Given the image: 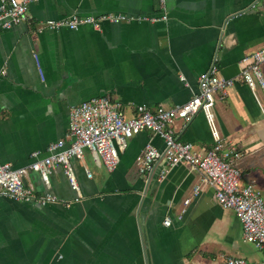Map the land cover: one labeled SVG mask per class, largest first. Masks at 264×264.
<instances>
[{
	"label": "crops",
	"instance_id": "obj_1",
	"mask_svg": "<svg viewBox=\"0 0 264 264\" xmlns=\"http://www.w3.org/2000/svg\"><path fill=\"white\" fill-rule=\"evenodd\" d=\"M107 12L135 19L105 21L100 30L43 27L73 14ZM164 12L159 0H36L25 20L0 25V161L22 167L34 152L48 155L50 144L66 137L71 107L86 99L118 100L128 117L140 104L174 107L197 93L199 75L213 64L233 77L242 58L264 46V0H166V20L136 19ZM214 112L221 135L241 154V183L253 182L264 194L263 88L236 82L216 94ZM173 129L200 153L214 145L203 112L177 119ZM148 141L164 148L158 135L142 130L127 139L112 171L85 148L72 160L79 192L60 164L50 186L30 170L27 186L62 200L39 205L0 197V264L261 261L263 251L244 240L236 212L217 202L199 170L181 163L159 180L161 160L152 173L139 172L136 157Z\"/></svg>",
	"mask_w": 264,
	"mask_h": 264
},
{
	"label": "built area",
	"instance_id": "obj_2",
	"mask_svg": "<svg viewBox=\"0 0 264 264\" xmlns=\"http://www.w3.org/2000/svg\"><path fill=\"white\" fill-rule=\"evenodd\" d=\"M34 1L36 0H0V25L9 28L25 20L29 5ZM159 2L165 11L162 16H137L136 19L166 20V0ZM130 19L135 17L122 12L73 14L59 20H49L43 27L59 29L67 26L77 29L82 24H89L100 30L105 21L121 22ZM263 64L264 46L244 56L240 71L233 77L220 74L218 66L213 64L199 75V89L188 101L174 107L158 106L155 110L140 104L132 117L126 115L120 101L106 96L92 97L72 106L66 137L51 143L48 155L39 157L38 152H34L35 159L22 167L0 161V197L7 196L39 205L59 202L62 199L57 194L49 191L40 193L27 186L25 177L30 170L39 171L50 186L49 176L54 167L60 164L71 187L79 192L80 185L72 160L82 158L85 148H89L97 161L104 163L112 171L120 163V151L125 149L127 139L149 129L164 141V148L159 149L148 141L141 154L136 157L139 172L152 173L161 160L166 165L159 172V180H163L170 169L181 163L199 170L202 180L214 187L217 202L236 212L242 224L244 240L264 253V196L253 182L241 183L242 170L236 165L241 154L221 135L214 112L216 94L225 95L236 82L246 83L252 89L260 85L264 90ZM199 112L204 113L214 139L213 147L203 153L196 151L192 142L180 140L173 129L177 119L190 121ZM87 175L91 177L89 171ZM199 191L200 187L195 186L194 195ZM190 200L191 198H187L185 203ZM66 204L70 205L71 202ZM170 222L171 219H165V224L169 225ZM226 264H264V257L261 261L253 262L243 257L228 256Z\"/></svg>",
	"mask_w": 264,
	"mask_h": 264
},
{
	"label": "rangeland",
	"instance_id": "obj_3",
	"mask_svg": "<svg viewBox=\"0 0 264 264\" xmlns=\"http://www.w3.org/2000/svg\"><path fill=\"white\" fill-rule=\"evenodd\" d=\"M263 194V193H262ZM263 196H264V194H263Z\"/></svg>",
	"mask_w": 264,
	"mask_h": 264
}]
</instances>
